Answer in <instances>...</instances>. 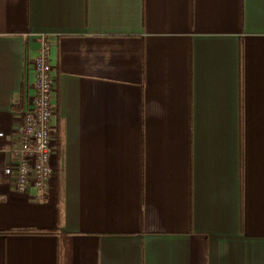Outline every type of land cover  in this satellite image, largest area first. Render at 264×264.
Segmentation results:
<instances>
[{
    "label": "crops",
    "instance_id": "obj_1",
    "mask_svg": "<svg viewBox=\"0 0 264 264\" xmlns=\"http://www.w3.org/2000/svg\"><path fill=\"white\" fill-rule=\"evenodd\" d=\"M42 35L56 174L0 177V264H264V0H0V169Z\"/></svg>",
    "mask_w": 264,
    "mask_h": 264
},
{
    "label": "built area",
    "instance_id": "obj_2",
    "mask_svg": "<svg viewBox=\"0 0 264 264\" xmlns=\"http://www.w3.org/2000/svg\"><path fill=\"white\" fill-rule=\"evenodd\" d=\"M40 38V52L34 61L33 93L29 98L24 97L21 105L19 142L9 147L10 159L0 169V177L14 179L20 191L31 187L42 191L56 174L52 159L57 135L51 126L55 77L49 60L50 44L44 35ZM3 136L0 129V137Z\"/></svg>",
    "mask_w": 264,
    "mask_h": 264
}]
</instances>
